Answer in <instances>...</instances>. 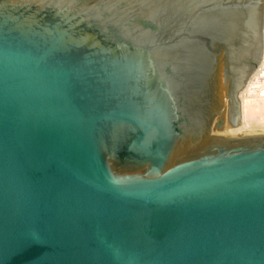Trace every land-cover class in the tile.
I'll use <instances>...</instances> for the list:
<instances>
[{
  "label": "water",
  "instance_id": "1",
  "mask_svg": "<svg viewBox=\"0 0 264 264\" xmlns=\"http://www.w3.org/2000/svg\"><path fill=\"white\" fill-rule=\"evenodd\" d=\"M263 55L264 0H0V264H264Z\"/></svg>",
  "mask_w": 264,
  "mask_h": 264
},
{
  "label": "bare ground",
  "instance_id": "2",
  "mask_svg": "<svg viewBox=\"0 0 264 264\" xmlns=\"http://www.w3.org/2000/svg\"><path fill=\"white\" fill-rule=\"evenodd\" d=\"M256 74H257V70L254 71L252 77H254ZM250 82L251 80H249L247 83L249 84ZM248 84L245 86L244 90L240 93L241 110H242V121L240 125L233 128H227L226 125L225 128L223 129V132H216V135L238 136V135L264 134V101L247 98L245 96V91L247 89ZM259 126L261 127L259 129L260 131L257 130L258 129L257 127Z\"/></svg>",
  "mask_w": 264,
  "mask_h": 264
},
{
  "label": "built area",
  "instance_id": "3",
  "mask_svg": "<svg viewBox=\"0 0 264 264\" xmlns=\"http://www.w3.org/2000/svg\"><path fill=\"white\" fill-rule=\"evenodd\" d=\"M250 80L251 82L247 86L245 96L247 98L264 101V55L262 63L257 69V74Z\"/></svg>",
  "mask_w": 264,
  "mask_h": 264
},
{
  "label": "rangeland",
  "instance_id": "4",
  "mask_svg": "<svg viewBox=\"0 0 264 264\" xmlns=\"http://www.w3.org/2000/svg\"><path fill=\"white\" fill-rule=\"evenodd\" d=\"M258 128V129H257ZM256 129L258 130V131H260L259 129L261 128L260 126L259 127H257ZM255 133V132H254ZM256 133H259V132H256Z\"/></svg>",
  "mask_w": 264,
  "mask_h": 264
}]
</instances>
